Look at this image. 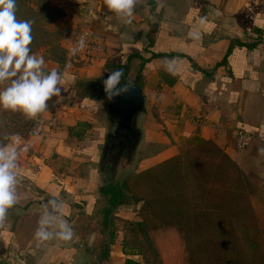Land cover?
<instances>
[{
    "label": "crops",
    "instance_id": "0c3cea01",
    "mask_svg": "<svg viewBox=\"0 0 264 264\" xmlns=\"http://www.w3.org/2000/svg\"><path fill=\"white\" fill-rule=\"evenodd\" d=\"M52 3L64 11L60 23L70 31L64 48L85 29L104 46L97 57L82 54L56 64L62 76L70 75L75 85L127 66L129 82L144 90L147 111L135 172L209 140L264 192V0H137L130 23L102 0ZM168 60L176 61L175 73L166 70ZM69 93L51 100L59 101L52 114L60 112L65 129L15 136L6 146L19 154L18 200L0 223V264L145 262L143 255L131 253L132 244L117 242L121 231L105 226L110 224L103 213L107 202L96 200L102 189L103 197L112 191L96 184L99 145L109 129L106 115L96 101ZM48 113L41 117L52 118ZM91 119H97L96 126ZM83 130L81 141L73 133ZM238 131L251 136L244 149L237 145ZM90 160L96 170L84 168ZM86 171L89 177L83 178ZM51 199L63 205L62 218L73 235L38 244V220Z\"/></svg>",
    "mask_w": 264,
    "mask_h": 264
},
{
    "label": "trees",
    "instance_id": "16d2710c",
    "mask_svg": "<svg viewBox=\"0 0 264 264\" xmlns=\"http://www.w3.org/2000/svg\"><path fill=\"white\" fill-rule=\"evenodd\" d=\"M62 16L51 0H16L17 19L32 23V53L56 44L49 26ZM58 46L57 62L64 64L67 50ZM122 79L132 81L127 66ZM72 81L63 74L61 96L75 90L78 98L92 99L84 93V83ZM36 120L0 109V145L8 146L15 136H32ZM125 197L143 202L139 220L129 225L149 237L163 264H264V192L213 141L127 175L105 199L103 213L110 221L105 226L114 225L112 214ZM132 248L131 253L144 255L141 247ZM125 264L148 263L127 259Z\"/></svg>",
    "mask_w": 264,
    "mask_h": 264
},
{
    "label": "clouds",
    "instance_id": "9594fccd",
    "mask_svg": "<svg viewBox=\"0 0 264 264\" xmlns=\"http://www.w3.org/2000/svg\"><path fill=\"white\" fill-rule=\"evenodd\" d=\"M136 3L137 0H102V6L125 23L131 22ZM190 35L198 38V34ZM32 39V23L16 17V0H0V84L8 82L0 88V109L19 111L29 118L44 112L47 102L62 92V74L56 69L45 71L44 57L31 52ZM84 47L85 38L81 37L73 46L72 54ZM165 68L175 73L176 61H166ZM123 76V69H116L102 81L108 99L132 89L131 82L121 84ZM18 155L15 147L0 145V223L18 200ZM62 208L55 199L44 205L34 234L38 244L54 238L65 241L72 238L73 230L62 218Z\"/></svg>",
    "mask_w": 264,
    "mask_h": 264
},
{
    "label": "water",
    "instance_id": "95a60500",
    "mask_svg": "<svg viewBox=\"0 0 264 264\" xmlns=\"http://www.w3.org/2000/svg\"><path fill=\"white\" fill-rule=\"evenodd\" d=\"M108 75L109 73H105L102 77L86 81L82 88L86 95L101 106L109 123L108 132L104 142L99 145V150L120 149L117 157L125 156L129 162L128 169L132 170L136 166L143 137L140 122L147 111L146 96L140 85L131 82L133 86L129 92L108 99L102 83ZM125 82L129 81L122 80L121 84Z\"/></svg>",
    "mask_w": 264,
    "mask_h": 264
},
{
    "label": "rangeland",
    "instance_id": "374dc122",
    "mask_svg": "<svg viewBox=\"0 0 264 264\" xmlns=\"http://www.w3.org/2000/svg\"><path fill=\"white\" fill-rule=\"evenodd\" d=\"M51 3H52V0H51ZM58 8H60V7H58ZM60 9L62 10V8H60ZM63 13H64V11H63ZM62 17L58 18L53 24H51L49 26L51 28V30H53L55 32L54 33L55 34V39L57 41L56 44L52 45L51 48L42 47V48H40V49H38V50H36L35 52L32 53V54H36L38 56L42 55L44 57V59H45V71L46 72L50 71L52 69H56V70L58 69V66L56 64H59L57 62V60H58V55H60V53H61L60 48H59L60 46H58V45L62 46L64 40L69 38V35H70L69 34L70 31H68L67 28L64 27L63 23H60V20L62 19ZM7 83L8 82H4V83L0 84V88L7 86ZM59 96H61V95H59ZM54 98H55V96H54ZM54 98H52L51 100H53ZM51 100H49L47 102V108L45 109V110L49 111V113L47 114L48 117H50V115L52 116V118H50V119H45L46 120V128H48L50 130L51 129L53 130L54 128L55 129L57 128V129L62 131V129H65V127H67L68 124H62L60 122V120L62 119L60 117V112H57L56 115L52 114V110L56 107L55 106L56 102H59V101H51ZM48 106H49V108H48ZM43 113L44 112L38 114L35 118L37 119V117H41L43 115ZM99 119H102V117L99 118ZM54 120H55V124H52V121H54ZM91 121H94L93 123L96 126L97 119H93V120L91 119ZM79 130H81V129H79ZM45 131L46 130H44V132ZM84 133H85V130H83V133H81V134H83V136H82L83 138H84ZM73 135H75V134H73ZM98 155H99V153H98ZM98 158H99V156H98ZM92 163H93L92 160H90L89 163L87 161L86 164L84 165V168H88V165H89V167H93V169L96 170V168H97L96 162L93 163V164ZM139 168L140 167L137 164V166L135 168H133L130 172H128V174L122 175L121 178H120V181H122L125 176L135 173V171H137V169H139ZM98 172H100L99 168H98ZM86 173H87V171L85 172V174L83 172V174H84L83 178H85V177L88 178L89 177ZM96 182H97L96 183L97 186H99L100 189L103 188V181H102V178L100 177V175H98V176L96 175ZM85 184L87 185L88 183L86 182ZM107 188L110 191L112 190L111 186H108ZM103 191H104L103 189L101 190V192L99 190V192L101 194L99 195L98 198H96V200L99 199L98 201H101L102 199H106L107 198V195H105V197H103L104 196L102 194ZM104 194H106V192ZM124 201L125 202L123 203V205H121L120 210L117 212V215L114 216V214H112V217L115 218L114 219L115 224L113 226H115L116 232L117 231H121V232H118V237H117L118 240H117V242L125 240V241H129V243L132 244V247H141L143 249V252H144L143 259L148 264H163L162 261H160L159 258L156 256V254H155L151 244L149 243V241L146 239V235H143L142 233L135 232V230L132 229L130 227V225H129L130 221H132L131 219L139 218L138 210L141 209L143 203L138 205V204L133 203L132 201H130L128 199V197H125ZM96 210H97V208L95 209V211ZM95 211H94V213H95ZM82 224H84L85 226H88L89 228L91 227L89 224L87 225L86 222H82ZM113 229L114 228H109L108 231H111ZM108 231H107V234H108Z\"/></svg>",
    "mask_w": 264,
    "mask_h": 264
},
{
    "label": "built area",
    "instance_id": "2783aa9c",
    "mask_svg": "<svg viewBox=\"0 0 264 264\" xmlns=\"http://www.w3.org/2000/svg\"><path fill=\"white\" fill-rule=\"evenodd\" d=\"M81 37L85 38V47L81 51L73 55L71 50ZM66 50H67V56H68L67 61H68L70 59H76L78 56L82 54L92 58L97 57L104 52V46L103 43L98 39V37L94 35V33H92L88 29H85L82 30L79 34H77L71 41H69ZM52 124H55V120L52 121ZM45 128H46V120L43 117L37 118L32 136L43 135ZM236 138H237V145L240 149H244L250 145L251 136L245 131H238L236 133Z\"/></svg>",
    "mask_w": 264,
    "mask_h": 264
},
{
    "label": "flooded vegetation",
    "instance_id": "af4514ba",
    "mask_svg": "<svg viewBox=\"0 0 264 264\" xmlns=\"http://www.w3.org/2000/svg\"><path fill=\"white\" fill-rule=\"evenodd\" d=\"M119 151L120 149L117 148L106 151L104 149L99 150L98 168L104 189L111 186L113 190L119 183L121 176L128 174V159L125 156L118 158Z\"/></svg>",
    "mask_w": 264,
    "mask_h": 264
}]
</instances>
